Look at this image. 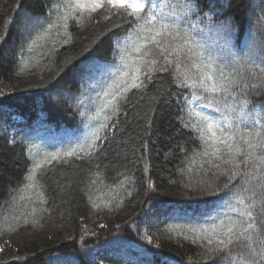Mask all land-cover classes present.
<instances>
[{"label":"trees","instance_id":"1","mask_svg":"<svg viewBox=\"0 0 264 264\" xmlns=\"http://www.w3.org/2000/svg\"><path fill=\"white\" fill-rule=\"evenodd\" d=\"M55 2L0 0V36L7 33L0 43V92L4 93L0 96V264H25V258L26 264H215L220 254L206 251L201 237L208 232L201 229L210 231L221 219L227 223L221 213L228 209H222L214 196L190 197L186 187L210 184L223 189L228 178L222 173L232 165L225 164L227 154L223 160L203 156L202 142L192 129L199 120L190 111L195 106L217 121L222 115L234 118L239 103L247 99V111L262 114L264 43L258 21L264 23V0H203V11L188 17V22L204 28L196 39L205 56L210 52L217 65L228 64L226 71L232 65L224 59L227 50H221L222 34L209 32L206 25L209 18L217 25L231 22L227 48L242 63L255 66V76L247 70L240 73L232 96L177 87L180 72L174 64L165 65L159 50L148 45L145 61L157 59L156 68L166 66L168 71L150 72V64H140L137 82L145 87L129 91L127 104L121 99L120 113L106 111L109 127L99 132L101 139L92 154L61 156L59 161L43 163L27 179L46 153L66 151L103 122L97 116L103 100L97 96L102 95V87L113 92L127 79L120 74L129 71L121 57L126 45L132 51L136 37L127 15L105 5L91 16L85 13L79 23L70 19V35L62 26L53 28L28 51L29 33L35 36L42 29L27 27L22 14L46 27L55 20L54 12L48 19ZM159 3L165 5L166 14L184 15L179 7L184 0ZM117 24L119 29L114 27ZM129 33L131 39H126ZM186 69L194 79L191 61L182 59L180 71ZM193 92L195 105L186 104ZM153 97L160 102L154 103ZM209 100L215 102L212 107H201ZM243 181V176L237 177L231 187L240 196L251 197ZM254 199L252 211L259 225L264 221L259 191ZM244 251L243 244L233 245L232 255Z\"/></svg>","mask_w":264,"mask_h":264},{"label":"snow or ice","instance_id":"2","mask_svg":"<svg viewBox=\"0 0 264 264\" xmlns=\"http://www.w3.org/2000/svg\"><path fill=\"white\" fill-rule=\"evenodd\" d=\"M61 4L63 7L59 6ZM105 5L126 14L129 18L127 23L135 26L136 37L131 41L132 51H128L126 45L123 50L124 55L121 57V60L126 61L125 67L129 68V71L120 74L127 79L120 84L116 91L109 92L102 87V95L98 94L97 99H102L103 103L97 108V116L103 117V122L93 129L83 141L71 144L66 151L57 150L46 153L44 160L36 162L30 169L31 175L27 176V179H32L36 170L41 168L43 163L51 164L52 161H59L61 156L74 157L79 153L90 156L92 154L98 147L97 141L101 139L99 132L109 127L107 121L111 117L105 115L106 111L110 109L113 114L120 113L121 99L127 104L129 91L145 87L143 82H137L141 73L140 64H150L152 66L150 72L168 71L166 66L156 68L157 59L145 61L144 58L150 55L149 51H144L148 45L159 50L165 65L174 64L177 72H180V76L175 78L180 81L177 87L199 89L212 96L217 94L232 96V89L239 84L241 72L247 70L255 76V66L242 63L241 59L230 48H227L233 33L231 22L217 25L209 18L206 25L209 32L214 29L222 34L225 43L221 50H227L224 59L232 65L231 70L226 71L228 64L217 65L210 52L205 56L203 44L196 39L197 35L204 32V28H198L196 24L188 22V17L196 15L197 10L203 11V0H184V3L179 5L184 10L183 16L177 15L175 11L164 13L162 9L165 5L160 4L159 0H74V2L56 0L48 12V19H52L54 12L55 20L48 23L46 27L39 19H33L27 14H22L21 18L27 27L42 29L35 36H32L31 32L29 33L32 38L28 45V51H31L32 45L38 40L44 39L53 28L62 26L64 34L70 35L68 33L70 19L79 23L85 13L91 16ZM176 7L177 5L172 6L173 9ZM109 18L108 16L104 17L106 20ZM261 20H264V17ZM185 23H187V27L182 26ZM201 23L204 21L201 20ZM258 23H260L261 39L264 43V23L260 21ZM114 27L119 29L121 25L117 24ZM6 38L7 33L5 32L4 36H0V43H3ZM126 39H131V33ZM64 43L67 44L68 40H65ZM116 43L117 50H119V41ZM20 59L22 63H27L23 60V56ZM182 59L191 61V68L196 73L194 79L189 77L187 69L183 72L180 71ZM22 71L23 67L21 68ZM260 72L264 75V68L260 69ZM110 75L113 74L110 73ZM145 75L151 80L150 74ZM252 87L255 88L256 85H252ZM3 95L4 93L0 92V96ZM196 99L193 92V99L186 100L185 103L195 105ZM152 100L154 103L160 102L156 97H153ZM214 103V101L209 100L206 105L201 107H212ZM249 105L250 102L247 99L241 101L238 105L239 111L235 113L234 118L230 115H222L219 121L214 120L203 111L197 110L195 106L190 111V116L194 113L199 120L198 124L192 125V129L198 134V138L202 142L203 156L223 160V154H227L229 159L225 161V164L232 165L230 171L222 173L228 178V183L223 185V189L211 188L210 184L200 185L196 188H192L191 185L186 187L190 197L193 195L214 196L221 202L222 209H228L227 212L221 213L227 219V223H225V219H221L219 225H213L210 231L201 229L202 233L208 232L207 236L201 237L206 241V251L220 254L216 258L215 264H264V221L258 225L252 211L256 207L254 197L259 191L261 194V212L264 213V123L261 122L264 120V103L259 105L261 115H253L247 111ZM216 111L220 112L221 109L217 107ZM226 111L235 112V109L226 108ZM118 123L119 121L112 124L111 127L115 128ZM184 127L187 128L189 125L185 124ZM103 139L107 140V136ZM215 167L218 168L219 165L217 164ZM241 168L248 169V171L241 172ZM253 170H255L256 175H253ZM240 176L244 177V190L251 191V197L240 196L239 190H233L231 187L232 182ZM27 186L33 187V185ZM248 199H251L252 203H246ZM81 239L83 240V236ZM147 239L151 243L152 238L149 236ZM239 244H243L246 251L233 256V245Z\"/></svg>","mask_w":264,"mask_h":264}]
</instances>
